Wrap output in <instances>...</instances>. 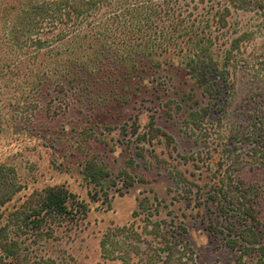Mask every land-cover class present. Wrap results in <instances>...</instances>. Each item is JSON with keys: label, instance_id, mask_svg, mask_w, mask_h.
Masks as SVG:
<instances>
[{"label": "trees", "instance_id": "trees-1", "mask_svg": "<svg viewBox=\"0 0 264 264\" xmlns=\"http://www.w3.org/2000/svg\"><path fill=\"white\" fill-rule=\"evenodd\" d=\"M14 3L9 19L0 21V108L6 103L21 113L44 103L55 110L73 101L117 124L114 113L122 107L148 101L169 114L177 111L185 133L199 144L188 154L169 152L176 214L161 216L153 196L152 230L132 232L145 249L131 243V251L107 255L121 264H197L185 238L192 220L231 251V264H264V119L253 118L246 132L227 141L218 104L233 92L239 66L252 58L255 34L264 29V0ZM127 119L120 134L137 149L168 146L170 136L152 114L142 128L134 121L127 130ZM84 174L94 185L109 176L89 160ZM20 190L11 168L0 164V264H62L33 245L56 227L76 224L85 204L63 185L17 201ZM141 235L148 238L140 241ZM109 236L100 241L104 253Z\"/></svg>", "mask_w": 264, "mask_h": 264}, {"label": "rangeland", "instance_id": "rangeland-1", "mask_svg": "<svg viewBox=\"0 0 264 264\" xmlns=\"http://www.w3.org/2000/svg\"><path fill=\"white\" fill-rule=\"evenodd\" d=\"M20 1L0 4V21L1 16L4 21L9 19L10 6L17 8L19 3L14 2ZM242 18L247 20L248 14ZM250 52L252 58L237 70L233 92L218 102L219 128L227 141L246 132L253 118L264 119V29L255 34ZM4 105L0 108V164L11 168L14 180L21 185L15 200L47 186L63 185L85 204L86 213L76 224L56 227L51 237L33 245L43 255L62 264H121L120 259L107 254L131 251V243L145 249L135 242L132 232L149 234L152 230L154 218L148 214L156 212L151 205L153 196L160 203L161 216L175 212L178 203L173 198L178 190L169 152L182 155L199 148L185 133L177 111L169 114L162 107H150L148 101H138L134 108L124 106L120 114L114 113L120 120L110 124L98 116L101 110L73 101L67 108L55 110L44 103L30 105L21 113L12 110L13 105ZM151 114L155 125L170 136L169 143L155 150L148 146L139 150L135 141L120 134V126L128 118L127 130L134 121L142 128ZM87 160L108 169L109 176L100 179L102 185H94L84 174ZM190 221L185 238L195 252L196 263L231 264V251L220 245L218 238L208 236L204 224ZM104 234L110 235L105 253L100 246ZM147 238L141 235L139 240Z\"/></svg>", "mask_w": 264, "mask_h": 264}]
</instances>
